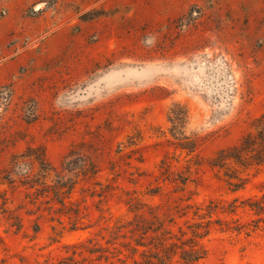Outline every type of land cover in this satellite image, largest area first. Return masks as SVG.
Wrapping results in <instances>:
<instances>
[{
	"label": "rangeland",
	"instance_id": "1",
	"mask_svg": "<svg viewBox=\"0 0 264 264\" xmlns=\"http://www.w3.org/2000/svg\"><path fill=\"white\" fill-rule=\"evenodd\" d=\"M263 116L264 0H0V264L118 248L133 207L180 223L188 204L238 200L221 217L255 219L264 166L233 192L212 164ZM43 166L49 186L31 185ZM201 245L199 264H264V228Z\"/></svg>",
	"mask_w": 264,
	"mask_h": 264
},
{
	"label": "trees",
	"instance_id": "2",
	"mask_svg": "<svg viewBox=\"0 0 264 264\" xmlns=\"http://www.w3.org/2000/svg\"><path fill=\"white\" fill-rule=\"evenodd\" d=\"M28 163L17 168V171L25 175L29 184L27 180L25 181L30 185L28 177L31 175L32 164ZM262 166H264V116L255 121L253 131L238 145L222 151L212 164L214 169L223 171L233 192L245 188L248 178L243 177V173L250 168ZM39 172L41 174H38V180H33L31 185L36 183L48 187L47 180L51 175V169L43 166ZM9 177L11 175L6 179L10 183L12 177ZM58 183L67 184L63 179ZM76 184L73 182L68 190L72 192ZM57 193L59 203L66 206L64 198L61 197L64 193L62 188ZM237 203L238 200L228 205L212 201L201 205L188 204L177 212L180 214L178 218L182 221L180 223L175 214L167 213L161 216L157 207H147L148 212L146 206L133 207L134 210L130 211L136 213L134 217L118 220L110 230V238L106 240L108 246L119 244L120 247H103L96 243L94 238H88L66 246L68 255L60 264H199L208 254L201 241L213 232L250 235L264 228V194L246 202L250 211L256 216L247 223L221 217V215L236 214L240 207ZM80 215L79 212L76 213V223L81 219ZM119 239L122 241L120 242Z\"/></svg>",
	"mask_w": 264,
	"mask_h": 264
}]
</instances>
